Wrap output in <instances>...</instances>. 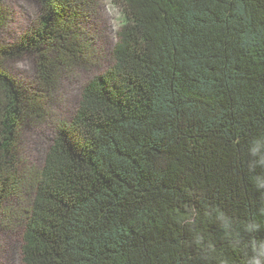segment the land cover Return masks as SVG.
<instances>
[{
	"label": "trees",
	"instance_id": "1",
	"mask_svg": "<svg viewBox=\"0 0 264 264\" xmlns=\"http://www.w3.org/2000/svg\"><path fill=\"white\" fill-rule=\"evenodd\" d=\"M36 1L0 45V215L24 213L23 263L264 264V0H117L113 65L34 169L21 132L97 58L90 0ZM26 53L29 86L5 66Z\"/></svg>",
	"mask_w": 264,
	"mask_h": 264
},
{
	"label": "rangeland",
	"instance_id": "2",
	"mask_svg": "<svg viewBox=\"0 0 264 264\" xmlns=\"http://www.w3.org/2000/svg\"><path fill=\"white\" fill-rule=\"evenodd\" d=\"M90 1L85 27L93 36L96 62L91 69L80 68L62 79L51 108L52 120L30 124L21 132L22 158L34 169L42 166L53 143L55 121H69L78 108L83 86L113 65V49L118 40V30L125 21L123 8L117 0ZM0 5L6 13L0 27V45L11 46L38 19L40 5L36 0H0ZM5 66L23 85L32 84L35 76L32 54L9 57ZM13 207L16 215L10 221L7 215H0V264H24L21 251L25 217L16 204Z\"/></svg>",
	"mask_w": 264,
	"mask_h": 264
}]
</instances>
